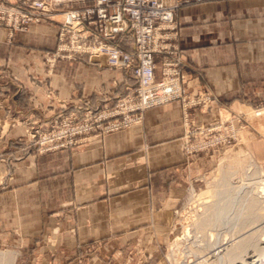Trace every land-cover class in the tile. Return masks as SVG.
<instances>
[{
  "label": "crops",
  "instance_id": "1",
  "mask_svg": "<svg viewBox=\"0 0 264 264\" xmlns=\"http://www.w3.org/2000/svg\"><path fill=\"white\" fill-rule=\"evenodd\" d=\"M43 1L59 11L93 4ZM175 19L192 95L208 92L216 107L264 102V0H182ZM61 21L56 15L12 37L0 27V65L12 76L0 81V176L6 172L3 159L18 149L23 128L19 122L51 115L60 107L47 98L48 91L67 103L81 98L95 104L100 89L123 93L129 84L121 71L109 70L102 57L58 62L47 76L43 55L54 50ZM121 45L133 50L128 40ZM191 117L199 123L213 119L196 110ZM182 119L181 103L170 102L148 110L140 125L73 151L30 155L14 163L13 178L0 187V247L37 254L44 264L49 259L67 264L69 258L84 257L88 243L103 240L152 258L170 240L173 211L201 161L187 162L181 152Z\"/></svg>",
  "mask_w": 264,
  "mask_h": 264
},
{
  "label": "rangeland",
  "instance_id": "2",
  "mask_svg": "<svg viewBox=\"0 0 264 264\" xmlns=\"http://www.w3.org/2000/svg\"><path fill=\"white\" fill-rule=\"evenodd\" d=\"M2 1H0V4H4L7 8L21 7L22 9H27V5H25V2H21L22 0L12 5ZM169 2L176 5L177 9L182 3V0H175V2L169 0ZM43 21L53 20L19 24L16 29L12 28L4 20L0 24V27L5 28L8 31L9 37H12L16 32H26L31 24L41 23ZM175 21L177 24V46L179 49V26L176 19ZM56 47L57 41L54 50L43 55L44 68L47 76H51L54 73L58 62H70L57 59L53 65H50L46 61V57L55 54ZM178 55L180 58V49L178 50ZM83 58L87 59V57ZM156 62L155 81L160 82L162 78V66L158 58ZM183 68L184 64L182 62L180 67V85L182 87L183 97L182 99L174 100L179 101L183 109L182 122L184 134L181 138L180 149L186 157L187 162H190L193 158H200L201 161H198L196 165L195 178L191 180L187 187L184 198L173 211L170 225V240L166 245L159 246L157 253L152 258L148 257L143 251L137 252L128 247L124 248L123 246H118L113 241L96 240L86 245V255L84 257L69 258L72 264H88L98 259L103 260L104 264H182L183 262H189L188 264L195 262L201 264H206L207 262V264H218L214 258L209 257L208 250L203 247L202 242L201 246H198V244L193 243V240L184 242L183 239L177 240V238L181 237L187 231H190V235H194V232H196V235H200L198 231L207 232L209 230L210 232V227L212 226L207 225L208 228L206 225H200L198 218L194 219L196 213L199 214L202 212L199 204L207 194L209 195V192H212L214 189H222L223 181L227 178L229 179L231 175L232 186L246 182L247 175L252 174L254 171L252 170L254 168L250 170L247 168L249 160L253 161L257 170L263 171L264 173V112L256 115L257 111H264V102L255 103L250 107L234 105L233 103L216 107L214 105L215 97L212 94L200 92L192 95L188 91ZM109 70L118 71L115 69ZM123 74L125 75L126 81H129V84L123 87L124 92L114 94L108 89H100L97 92L99 101L95 104H91L90 100L81 98L67 103V101L58 98L53 99L52 91H48L46 93L47 98L52 99L60 107L54 110L51 115L45 113L36 114L30 119L26 118L19 122L23 128L21 136L16 141L18 149L13 157L10 156L3 159L6 165V172L0 176V187L8 184L13 178L15 170L13 164L23 162L30 155L43 156L61 151H73L86 143L100 140L108 134L140 125L148 110L167 104L164 103L145 109L144 111H128L127 108L130 107L131 109L138 101L136 97L139 84L136 79L130 78L125 73ZM10 79H12V76L7 66L0 65V81L6 83ZM115 86L118 88V83ZM201 96H203L202 100H204V97H209L210 100L200 102L197 105L188 104L189 101L194 99H201ZM124 108L125 111H123ZM193 110L203 114L210 113L213 115V119L209 123H199L195 117H191ZM243 160L246 165L243 163ZM242 169L244 170L242 171ZM235 175H237V179ZM221 198H225V196L223 195ZM234 205L236 206L237 204L234 203ZM255 206L250 208L251 211L249 210V213L261 214L263 210L259 209L258 206L255 208ZM205 229L207 230L205 231ZM209 232L207 233L209 234ZM190 244H195L196 246ZM0 252L15 253L16 258L13 264H44L43 259L38 257L37 254H34V257L29 256L22 249L1 246ZM116 252L119 253L118 257H114ZM69 261L66 263L68 264ZM46 264H53V260L49 259ZM256 264H264V255L260 257V260Z\"/></svg>",
  "mask_w": 264,
  "mask_h": 264
},
{
  "label": "built area",
  "instance_id": "3",
  "mask_svg": "<svg viewBox=\"0 0 264 264\" xmlns=\"http://www.w3.org/2000/svg\"><path fill=\"white\" fill-rule=\"evenodd\" d=\"M2 1V0H0ZM4 2V1H2ZM25 2L27 9L0 4V24L16 29L20 24L62 17L57 32L56 52L46 57L53 65L58 60L74 61L87 57L104 58L109 69L136 79L137 103L128 111H144L182 99L181 60L177 46L176 5L169 0H93L89 7L57 10L43 0ZM132 42L133 50L122 47ZM162 66V78L155 81L156 59ZM189 101V105L209 101V97ZM125 111V108L124 110ZM264 111H257L256 115Z\"/></svg>",
  "mask_w": 264,
  "mask_h": 264
},
{
  "label": "bare ground",
  "instance_id": "4",
  "mask_svg": "<svg viewBox=\"0 0 264 264\" xmlns=\"http://www.w3.org/2000/svg\"><path fill=\"white\" fill-rule=\"evenodd\" d=\"M244 164L246 165V163ZM247 168L249 170L254 168L252 169L254 171L247 175L246 182L232 186L231 175L229 179L223 181L222 189H214L209 192V195L207 194L199 204L202 212L196 213L194 219L198 218L200 225L212 226L210 232L207 231L209 234L196 230L200 235H196V232L194 235H190V231H187L177 240L183 239L184 242L193 240V243L198 246L203 243V247L208 250L209 257L214 258L218 264H256L260 260V257L264 255V173L257 170L251 160H249ZM235 176L237 179V175ZM224 182L226 183L224 184ZM223 195L225 198H221ZM234 203L237 205L235 206ZM196 204L198 205V203ZM253 206L255 208L258 206L263 212L261 214L249 213ZM217 227L218 229H216ZM15 258L16 254L13 252H0V264H13ZM188 263L183 262L182 264Z\"/></svg>",
  "mask_w": 264,
  "mask_h": 264
}]
</instances>
